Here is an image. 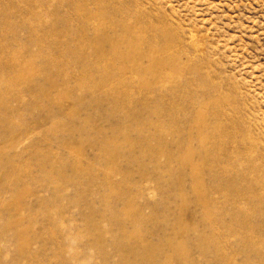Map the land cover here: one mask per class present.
<instances>
[{
	"label": "rangeland",
	"instance_id": "374dc122",
	"mask_svg": "<svg viewBox=\"0 0 264 264\" xmlns=\"http://www.w3.org/2000/svg\"><path fill=\"white\" fill-rule=\"evenodd\" d=\"M0 264H264V0H0Z\"/></svg>",
	"mask_w": 264,
	"mask_h": 264
},
{
	"label": "bare ground",
	"instance_id": "6f19581e",
	"mask_svg": "<svg viewBox=\"0 0 264 264\" xmlns=\"http://www.w3.org/2000/svg\"><path fill=\"white\" fill-rule=\"evenodd\" d=\"M102 19H103V16L101 15ZM87 20V19H86ZM101 28L104 30L105 28L103 26H101ZM103 30H100V27L99 29H97V31H103ZM120 32V31H119ZM137 33V31L134 30V28H132V26H129V25H126L124 24L122 27H121V36L119 37L120 39L116 42H111L109 43L108 39L106 37L108 36H105L104 34V37L101 35V41H103V45L105 47V44L104 43H108L109 44V50H108V53L106 55H110V59L109 61L105 62V64H102V66L99 67V70H101L102 72L105 71H108L110 68L112 67H116L118 66V71L120 70V72H126L128 70L130 71H134L135 73L137 74H140V73H147L145 71H148L147 68L143 65V60H147L149 59L148 61L150 62V64L147 66V67H150V66H153V65H157V64H160V65H165V63L162 61H159L157 60L155 57L154 58H151L150 59V54L147 55L144 51L143 52H139V47H137L139 45V40L137 39H133L132 36L133 33ZM111 35V34H110ZM118 37V36H117ZM110 38V37H109ZM137 38V37H136ZM113 40V39H112ZM121 41H124V43H120ZM99 44H102V43H99ZM80 46V45H79ZM107 46V45H106ZM75 50H72V54L74 53V55H78L79 54V51H81V48L82 46H80L79 48H76L74 47ZM103 49V47H102ZM101 47H97L95 49V52L97 54V56L103 58L105 53H103V51H100L102 50ZM105 49V48H104ZM149 49H151L149 52L152 51V48L149 47ZM162 49V48H161ZM160 49V50H161ZM141 50V49H140ZM74 51V52H73ZM147 51V52H148ZM154 51V50H153ZM152 51V52H153ZM156 51V50H155ZM148 52V53H149ZM154 53V52H153ZM79 55L83 56L82 53H80ZM85 56V55H84ZM80 57V56H79ZM107 57V56H106ZM149 57V58H148ZM105 58V57H104ZM105 60V59H104ZM152 63V64H151ZM167 64V63H166ZM116 65V66H115ZM168 65V64H167ZM171 65V64H170ZM172 66V65H171ZM175 68V67H174ZM151 69V68H150ZM104 73V74H105ZM198 120V119H197ZM200 121L198 122L199 125H202V118L199 119ZM201 123V124H200ZM205 150V149H203ZM190 152H188L187 154L189 155ZM186 161V160H185Z\"/></svg>",
	"mask_w": 264,
	"mask_h": 264
}]
</instances>
